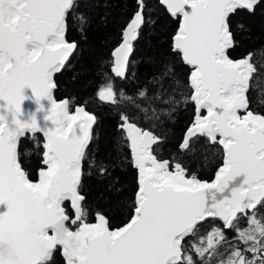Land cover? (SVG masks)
I'll return each mask as SVG.
<instances>
[{"label":"snow or ice","instance_id":"obj_1","mask_svg":"<svg viewBox=\"0 0 264 264\" xmlns=\"http://www.w3.org/2000/svg\"><path fill=\"white\" fill-rule=\"evenodd\" d=\"M162 2L171 15L182 18L174 50L193 69L190 99L198 112L207 113L198 115L181 149L191 150V138L204 135L223 146V164L211 183L180 163L170 170V162L158 160L151 150L160 138L123 115L120 127L131 142L139 188L131 219L113 228L99 212L96 223L87 222L82 206L83 162L96 117L83 107L70 113V100L58 102L53 95L55 74L78 49L65 38L67 16L78 2L0 0V264H51L58 246L66 264H198L193 252L202 264H212L222 247L229 251L219 264H264V215H258L264 207V114L250 110L246 96L254 71L252 54L239 60L228 54L235 46L230 16L241 9L254 11L259 0ZM137 3L113 53L118 77L125 76L132 42L146 23L144 0ZM79 19L86 23L83 15ZM113 87L106 83L97 95L115 104ZM139 96L147 97V89ZM119 97L132 99L122 92ZM37 134L44 142L37 141L43 148L42 166L34 182L19 145L22 138ZM99 172L104 175L107 168L101 164ZM65 201L71 202L74 218L66 214ZM209 217L235 229V243L223 229L213 228L189 248L186 238L195 236ZM241 217L248 227L238 226Z\"/></svg>","mask_w":264,"mask_h":264},{"label":"trees","instance_id":"obj_2","mask_svg":"<svg viewBox=\"0 0 264 264\" xmlns=\"http://www.w3.org/2000/svg\"><path fill=\"white\" fill-rule=\"evenodd\" d=\"M77 2L78 7L67 16L65 38L69 42L75 41L78 49L64 69L55 74L54 98L57 101L69 99L72 114L77 107H83L96 117L93 139L83 162L80 191L85 200L82 206L87 210V222L96 223L99 212L109 219L111 227L118 228L131 219L139 188L131 142L120 127L123 115L140 129L160 138L151 150L158 160L170 162V170H174L175 163H180L189 174L194 173L202 181H212L223 164L224 150L222 145L210 142L204 135L191 138V150L181 149L187 131L198 115L205 114L198 113L196 103L190 99L193 94L189 82L192 70L173 46L181 17H173L160 0H144L146 23L132 42L133 51L125 76L118 77L113 72V53L123 42V30L138 10L137 0ZM81 15L86 17V23H81ZM229 23L235 46L228 54L233 60L252 54L249 62L254 71L247 92L249 108L264 114L261 103L264 100V0L256 4L254 11L238 10L230 16ZM168 69L171 72L165 75ZM109 82L118 94L115 104H107L97 95ZM143 89H147V97L139 96ZM121 92L132 99L119 97ZM37 141L43 144L42 134H37L36 138L28 135L19 145L23 166L34 182L38 181L42 166L43 148L36 146ZM101 164L107 168L104 175L99 172ZM63 207L66 214L74 218L69 202ZM258 215H264V207H259ZM69 226L75 230L76 226ZM238 226L241 229L248 227L247 218L241 217ZM213 228L223 229L228 240L235 243L236 230L226 229L217 219L199 225L197 234L186 238L185 243L189 248L199 244ZM228 251L220 248L222 255L214 257L212 264L226 259ZM193 255L198 264H202L194 252ZM51 264H66L60 248L54 252Z\"/></svg>","mask_w":264,"mask_h":264},{"label":"water","instance_id":"obj_3","mask_svg":"<svg viewBox=\"0 0 264 264\" xmlns=\"http://www.w3.org/2000/svg\"><path fill=\"white\" fill-rule=\"evenodd\" d=\"M260 1V0H259ZM160 3H161V5L164 7V8H166V10L169 12V10H168V8H167V6L162 2V0H160ZM247 10V9H246ZM170 13V12H169ZM173 16V15H172ZM174 17V16H173ZM176 17H178V16H176ZM181 22H182V18H181ZM179 51V50H178ZM180 52V51H179ZM181 53V52H180ZM132 54V53H131ZM131 54H130V56H129V60H130V57H131ZM182 54V53H181ZM183 57V56H182ZM69 62V61H68ZM67 62V63H68ZM66 63V64H67ZM186 63V62H185ZM187 64V63H186ZM188 65V64H187ZM190 68H191V70H193L192 69V66H190V65H188ZM250 79H251V76H250V78H249V85H250ZM53 95H54V93H53ZM246 96H247V93H246ZM62 101V100H61ZM104 101V100H103ZM59 102V101H58ZM105 103H107V104H113V103H111V102H108V101H104ZM26 103V105L28 106V107H30V108H35V104L33 103V102H25ZM85 111H87V110H85ZM88 112V111H87ZM201 112H204L205 114H204V116H206L207 115V113H206V110H204V109H201L198 113H201ZM90 113V112H89ZM242 113V115L244 114L243 112H241ZM75 114V113H74ZM90 114H92V113H90ZM93 115V114H92ZM95 125H96V122L92 125V134H93V131H94V128H95ZM192 128V127H191ZM194 130V129H193ZM187 133H188V131H187ZM186 133V134H187ZM198 135H201V134H198ZM132 149V148H131ZM132 156L134 157V153H133V150H132ZM139 173V172H138ZM216 177V176H215ZM215 180V178L212 180V181H208V182H213ZM65 202H68V201H65ZM64 202V203H65ZM71 208H72V205H71ZM72 210H73V208H72ZM73 212H74V210H73ZM210 219H217V220H220L221 221V219L220 218H213V217H209V218H207L206 219V221L207 220H210ZM206 221H203V222H201V224H203L204 222H206ZM222 222V221H221ZM223 223V222H222ZM200 224V225H201ZM58 248H60L59 246H58ZM60 250L62 251V248H60Z\"/></svg>","mask_w":264,"mask_h":264},{"label":"rangeland","instance_id":"obj_4","mask_svg":"<svg viewBox=\"0 0 264 264\" xmlns=\"http://www.w3.org/2000/svg\"><path fill=\"white\" fill-rule=\"evenodd\" d=\"M242 114V113H241ZM200 117H204L203 115H199ZM69 202V205L71 206V202L70 201H68Z\"/></svg>","mask_w":264,"mask_h":264}]
</instances>
